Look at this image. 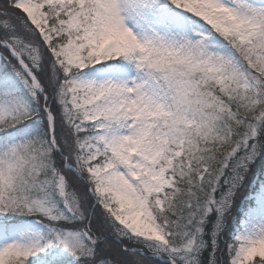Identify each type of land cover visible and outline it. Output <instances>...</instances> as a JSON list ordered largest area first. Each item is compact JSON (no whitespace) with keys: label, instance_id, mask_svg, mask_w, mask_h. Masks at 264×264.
Returning a JSON list of instances; mask_svg holds the SVG:
<instances>
[{"label":"snow or ice","instance_id":"1","mask_svg":"<svg viewBox=\"0 0 264 264\" xmlns=\"http://www.w3.org/2000/svg\"><path fill=\"white\" fill-rule=\"evenodd\" d=\"M0 264H264V0H0Z\"/></svg>","mask_w":264,"mask_h":264}]
</instances>
